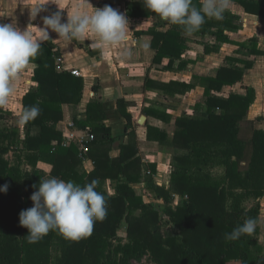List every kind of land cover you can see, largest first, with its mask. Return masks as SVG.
<instances>
[{
	"label": "trees",
	"instance_id": "16d2710c",
	"mask_svg": "<svg viewBox=\"0 0 264 264\" xmlns=\"http://www.w3.org/2000/svg\"><path fill=\"white\" fill-rule=\"evenodd\" d=\"M231 1L247 13L264 17V0ZM201 3L193 0L197 7ZM126 6L132 19L161 18L142 2H127ZM235 20L233 13L225 11L223 20L206 18L195 32L216 37L215 43H204L206 53L219 50L224 42L236 44V52L245 56L227 57L215 76H196L204 87V100L197 103V109L207 116L177 117L172 136L149 127L152 139L189 152L188 156L173 157L170 188L154 183L156 164L149 166L151 175L145 180L152 185L148 191L164 204L145 202L144 195L132 187L143 179L134 131H130L128 143L122 144L120 155L110 157L116 139L105 125L103 108L97 102L88 105L86 120L75 119L83 127L91 126L94 134L88 156L95 161V168L89 173L83 170L80 150L74 144L64 145L57 124L63 118V104L81 101L84 81L57 69L58 50L51 39L41 43L37 56L30 61L35 65L32 79L37 86L22 99V111L38 104L40 115L23 128L0 126V187L8 185L6 193L0 192V264H131V260L145 256L147 264H258L264 258V243L260 240L264 212L259 201L264 196V130L257 129L249 118L256 91L247 86L244 93L231 92L225 98L217 95L224 86L242 82L245 71L254 66L255 57L264 55L258 38L233 41L226 33L238 30ZM150 32L156 50L153 62L161 64L169 58L166 68L175 70V61L182 58L188 39L172 29ZM188 62L181 60L177 68L184 69ZM153 84L170 94L185 93L194 87L193 83L178 81ZM7 114L0 108V118ZM130 125L131 121L127 127ZM35 126L39 133L34 135L31 131ZM45 153L54 155L52 174L59 179L81 186L100 180L97 191L106 197L108 214L94 224L90 236L73 241L52 230L38 242H29L19 214L33 206L30 196L44 180L36 168ZM107 178L117 179L114 196L104 191ZM172 191L185 197L179 205H171ZM247 218L257 221L254 234L226 240L225 234ZM124 226L126 239L119 235Z\"/></svg>",
	"mask_w": 264,
	"mask_h": 264
},
{
	"label": "crops",
	"instance_id": "0c3cea01",
	"mask_svg": "<svg viewBox=\"0 0 264 264\" xmlns=\"http://www.w3.org/2000/svg\"><path fill=\"white\" fill-rule=\"evenodd\" d=\"M127 2L144 3V0H0V24H15L21 31L28 28L33 38L41 40L42 43L51 39L58 50L56 56L60 55L63 58L61 67L57 69L71 73L73 70L80 72L79 75L72 74L84 81L82 99L76 104H63V118L58 122L57 129L63 135L65 146L74 144L80 151L83 146H87L88 152L87 157L84 158L83 170L89 173L95 168V161L88 156L91 151L89 144L93 142L94 134L91 126L83 127L76 123L75 119L86 120L88 105L97 102L103 108L105 125L116 139L110 150V157L117 158L120 155L122 144L128 143L129 133L134 131L137 155L142 159L143 164V179L132 187L144 195L145 202L154 201L164 204V200L151 196L148 191L152 185V182L145 180L147 175H151L149 166L156 164V171L153 173L154 183L170 188L173 157L188 156L189 152L152 139L148 133L149 127L164 130L172 136L177 117L183 114L207 116L200 111L201 109H197V103L204 100V87L197 77L215 76L219 67L226 63L227 57L245 58V56L236 52L238 48L236 44L224 42L220 43L219 50L206 53L204 43H215L214 35L193 33L189 36L183 26L167 22L156 15L150 18L132 19L127 12ZM105 5L124 13L129 21L127 39L119 45L102 43L91 30L86 31L78 39L66 40L58 38V35L51 30H49V38L45 39L39 29L44 27V17L58 10L61 11L63 22L68 18L71 19L78 12L92 15L95 8L102 9ZM226 11L236 16L235 23L238 26V30L234 32L226 31L231 39L244 41L256 37L259 47L264 50V17L247 13L234 1H231ZM151 29L160 32L172 29L181 32L188 39L182 58L175 61V70L166 68L169 58H164L161 64L153 62L156 50L152 47ZM184 59L189 62L184 69L179 70L177 66ZM34 67L33 63H29L19 74L14 81V93L5 105L0 106L16 118L10 121L6 116L0 118V123L10 122L11 125H20L23 128V125L18 123V119L22 112L23 96L37 86L32 79ZM147 81H151L149 87ZM172 81L193 83L194 87L185 93L175 91L170 94L162 89L161 85L153 84L154 82L167 84ZM247 86L253 87L256 91V99L250 108L249 118L255 121L257 129L264 130V55L255 57L254 66L245 71L242 82L224 86L217 95L225 98L231 92L244 93ZM165 115H170L171 118L168 120ZM130 121L131 125L127 127ZM31 132L34 135L38 134L39 128L35 126ZM53 164L52 153L41 156L36 169L43 179L55 177L52 174ZM104 191L108 196L116 195L117 179L107 178ZM184 198L172 191L171 205H179ZM259 201L264 212V196ZM263 219L264 216L261 214V222ZM262 228L264 233V222ZM119 235L126 239V226L121 229ZM135 262L139 263V260H131V264ZM140 262L147 264V257H143ZM228 264L242 263L230 261Z\"/></svg>",
	"mask_w": 264,
	"mask_h": 264
},
{
	"label": "clouds",
	"instance_id": "9594fccd",
	"mask_svg": "<svg viewBox=\"0 0 264 264\" xmlns=\"http://www.w3.org/2000/svg\"><path fill=\"white\" fill-rule=\"evenodd\" d=\"M144 4L162 19L183 26L185 33L191 36L201 28L206 18L223 20L231 0H202L200 7L195 6L193 0H144ZM43 25L39 29L45 39L49 38V30L66 40L78 39L91 30L102 43L113 46L125 41L129 31L126 15L109 5L95 8L92 15L78 12L63 22L58 10L44 17ZM41 43V40L33 38L28 28L21 31L15 24H0V106L5 105L14 93V81L37 56ZM40 112L38 104L27 106L18 123L26 124L36 119ZM99 185L98 178L83 186L55 177L40 180L38 190L30 196L33 206L19 214L20 225L28 230L29 242H38L52 230H58L66 239L73 241L90 236L94 224L103 221L108 214L106 197L97 191ZM7 189L5 184L0 187V192L6 193ZM256 226V219L247 218L242 225L225 234V239L236 241L242 235L251 236ZM258 264H264V258Z\"/></svg>",
	"mask_w": 264,
	"mask_h": 264
},
{
	"label": "built area",
	"instance_id": "2783aa9c",
	"mask_svg": "<svg viewBox=\"0 0 264 264\" xmlns=\"http://www.w3.org/2000/svg\"><path fill=\"white\" fill-rule=\"evenodd\" d=\"M56 61H57V63H58L57 67L60 68V67H61V64H62V62H63V58H62V56H60V55H59V56H56ZM72 73L75 74V75H79V74H80V72H79L78 70H73ZM87 152H88V148H87V146H83V147L81 148L80 155H81L83 158H85Z\"/></svg>",
	"mask_w": 264,
	"mask_h": 264
},
{
	"label": "rangeland",
	"instance_id": "374dc122",
	"mask_svg": "<svg viewBox=\"0 0 264 264\" xmlns=\"http://www.w3.org/2000/svg\"><path fill=\"white\" fill-rule=\"evenodd\" d=\"M7 116H8V119L11 121V120H13L14 118H16V117H13L12 116V114H7ZM10 122H8V123H6V122H3V123H0V126H2V125H7V124H9ZM11 124H9V126H10ZM149 197V196H148ZM260 227H261V235H260V240H261V242L262 243H264V233H263V222H261V220H260ZM141 260H139V263L138 262H135V264H141L142 262H140ZM143 264V263H142Z\"/></svg>",
	"mask_w": 264,
	"mask_h": 264
}]
</instances>
